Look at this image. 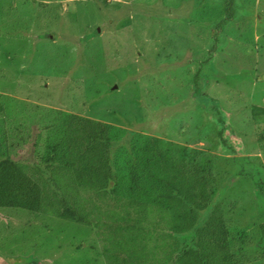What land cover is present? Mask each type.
Segmentation results:
<instances>
[{
    "label": "rangeland",
    "instance_id": "374dc122",
    "mask_svg": "<svg viewBox=\"0 0 264 264\" xmlns=\"http://www.w3.org/2000/svg\"><path fill=\"white\" fill-rule=\"evenodd\" d=\"M225 1L0 0V142L42 106L157 150L210 151L234 253L264 264V118L251 113L264 107V0H234L231 19ZM98 244L83 225L0 208V264H106Z\"/></svg>",
    "mask_w": 264,
    "mask_h": 264
},
{
    "label": "trees",
    "instance_id": "16d2710c",
    "mask_svg": "<svg viewBox=\"0 0 264 264\" xmlns=\"http://www.w3.org/2000/svg\"><path fill=\"white\" fill-rule=\"evenodd\" d=\"M224 3L233 18L234 0ZM28 108L22 113L30 126L8 128L0 142V208L93 229L106 264H241L216 199L212 152L171 143L157 150L154 143L140 144L138 132L131 143L134 134L113 133L102 121ZM251 113L264 118V107ZM125 132L130 140L123 142ZM212 204L200 225V213ZM191 233L192 244L183 246L179 237Z\"/></svg>",
    "mask_w": 264,
    "mask_h": 264
}]
</instances>
